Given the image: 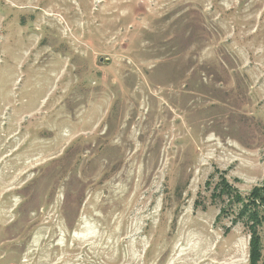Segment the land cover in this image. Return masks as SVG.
I'll list each match as a JSON object with an SVG mask.
<instances>
[{"label": "rangeland", "instance_id": "1", "mask_svg": "<svg viewBox=\"0 0 264 264\" xmlns=\"http://www.w3.org/2000/svg\"><path fill=\"white\" fill-rule=\"evenodd\" d=\"M263 180L264 0H0V264H248Z\"/></svg>", "mask_w": 264, "mask_h": 264}, {"label": "trees", "instance_id": "2", "mask_svg": "<svg viewBox=\"0 0 264 264\" xmlns=\"http://www.w3.org/2000/svg\"><path fill=\"white\" fill-rule=\"evenodd\" d=\"M194 19L197 21L193 31H195L199 36L201 35L203 37L204 32L203 29H201V27L204 28V26L202 23L198 22L199 17L197 18L195 16ZM193 31L191 32V34H193ZM65 185L66 184L64 183L63 187ZM69 185L70 184H67V186ZM68 194H69L68 190L67 192H64V195L66 196V200H68L69 197ZM238 203H240L239 205H240V209L242 210L241 211L242 216H244V218L247 219L250 223H255L256 224L255 226L259 227L258 228L259 230L257 229V231H254L252 233L248 264H263L264 246H263V239L260 234V227L262 228L264 226V217L262 218L258 213L254 211V209L257 208V206L264 207V180H263V184L260 187L255 188L252 191L251 198H249L248 200L245 199V201H240ZM22 207H24V205Z\"/></svg>", "mask_w": 264, "mask_h": 264}]
</instances>
